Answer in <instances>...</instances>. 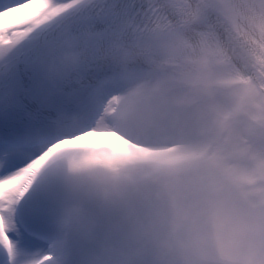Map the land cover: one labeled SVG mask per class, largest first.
<instances>
[{
    "label": "snow or ice",
    "instance_id": "obj_1",
    "mask_svg": "<svg viewBox=\"0 0 264 264\" xmlns=\"http://www.w3.org/2000/svg\"><path fill=\"white\" fill-rule=\"evenodd\" d=\"M100 125L94 181L34 167ZM0 184V264H117L106 230L144 264L264 259V0H0Z\"/></svg>",
    "mask_w": 264,
    "mask_h": 264
},
{
    "label": "clouds",
    "instance_id": "obj_2",
    "mask_svg": "<svg viewBox=\"0 0 264 264\" xmlns=\"http://www.w3.org/2000/svg\"><path fill=\"white\" fill-rule=\"evenodd\" d=\"M201 63L204 68L211 71V62L208 56H202ZM73 231L81 239L88 241V236L80 230L79 226H73ZM94 245V248L88 254L91 258H103L110 250H115L120 254L117 264H144L143 250L130 237L116 235L110 230H106L95 238ZM173 255L172 245L167 240H161L153 249L150 262L151 264H169V258ZM256 264H264V259L257 261Z\"/></svg>",
    "mask_w": 264,
    "mask_h": 264
},
{
    "label": "bare ground",
    "instance_id": "obj_3",
    "mask_svg": "<svg viewBox=\"0 0 264 264\" xmlns=\"http://www.w3.org/2000/svg\"><path fill=\"white\" fill-rule=\"evenodd\" d=\"M6 20H7V18H6ZM99 127H100L101 130H99V131H95L96 133L108 132V131H105V130H104V127H105L104 125H100ZM108 136H111V135H106V136H104V137H108ZM81 161H82V160H81ZM81 161H79V162H81ZM79 162H77V163H79ZM77 163H76V164H77Z\"/></svg>",
    "mask_w": 264,
    "mask_h": 264
}]
</instances>
